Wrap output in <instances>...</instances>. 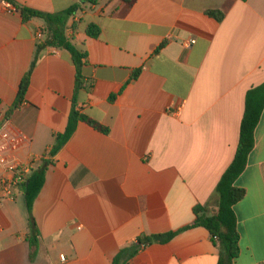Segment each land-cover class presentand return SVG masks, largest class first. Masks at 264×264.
Returning <instances> with one entry per match:
<instances>
[{
  "label": "crops",
  "instance_id": "0c3cea01",
  "mask_svg": "<svg viewBox=\"0 0 264 264\" xmlns=\"http://www.w3.org/2000/svg\"><path fill=\"white\" fill-rule=\"evenodd\" d=\"M4 1L0 176L12 175L11 164L51 163L33 208L35 260L21 189L0 204L1 234L20 239L31 264H112L141 237L177 232L142 247L128 264H217L210 232L188 226L197 206L217 212L214 192L237 151L246 93L264 82V0H13L48 13L75 6L67 35L86 58L77 87L69 51L40 52L25 102L9 118L45 23L24 22ZM208 10L225 17L218 21ZM92 23L100 27L97 38L86 33ZM73 109L109 131L80 120L51 156ZM235 186L245 196L234 205V264H264V109Z\"/></svg>",
  "mask_w": 264,
  "mask_h": 264
},
{
  "label": "trees",
  "instance_id": "16d2710c",
  "mask_svg": "<svg viewBox=\"0 0 264 264\" xmlns=\"http://www.w3.org/2000/svg\"><path fill=\"white\" fill-rule=\"evenodd\" d=\"M7 1H9L13 7L20 12L24 22H28L33 18H41L45 23V39L39 40L37 43V49L31 67L22 79L17 99L7 114V118H9L10 113L19 108L25 102V96L30 85L31 73L39 60L40 52L48 47L69 51L77 68V87H80V70L83 65V60L86 58V51L77 47L73 43V40L67 35L68 22L76 10L75 6L65 11L48 13L18 5L13 0ZM90 1L95 3L97 0ZM124 1L131 5L136 0ZM207 13L218 21H222L225 17V14L219 10H208ZM73 29H76V25H73ZM86 33L90 37L97 38L100 34V27L97 24L92 23L86 28ZM138 73V71L133 73L132 78H136ZM113 98L114 96L111 97V99ZM263 109L264 82L258 86L250 88L246 93L245 110L240 126L237 151L233 161L220 178L214 192L215 195L218 196L217 212L214 215H207L204 213V208L202 206H197L195 208L197 219L191 226H188H203L210 232L213 241L216 243L219 250L217 264H234L235 259L240 254V234L237 217L234 212V205L244 198L245 190L236 187L235 181L244 171L247 165L248 156L254 148L255 129L260 121ZM80 120L86 121L104 133H108L109 131L107 127L81 115L77 109H73L65 132L63 134H58L56 137V143L51 151V156H54L68 141ZM50 163V161L44 158L41 159L36 167L32 168L31 174L26 182L20 186L25 197L28 214L29 232L26 235V241L29 244V259L31 261L35 260L40 244V233L34 218L33 208L35 200L45 184L46 173ZM176 233L177 232H169L167 234L141 237L138 239V244L121 249L112 264H128L131 258H133L142 247H146L154 242L166 243L174 237Z\"/></svg>",
  "mask_w": 264,
  "mask_h": 264
},
{
  "label": "built area",
  "instance_id": "2783aa9c",
  "mask_svg": "<svg viewBox=\"0 0 264 264\" xmlns=\"http://www.w3.org/2000/svg\"><path fill=\"white\" fill-rule=\"evenodd\" d=\"M5 5H8L6 1L1 0ZM45 35L43 31L38 33V38H42ZM193 42V40H192ZM33 166L22 165V164H11L8 166V171L12 174L11 176L1 175L0 176V204L8 201L15 200L16 191L20 189V186L26 182L29 178ZM3 230L2 225L0 224V232ZM61 261L65 262L66 258L64 255H61ZM2 264V263H0Z\"/></svg>",
  "mask_w": 264,
  "mask_h": 264
},
{
  "label": "rangeland",
  "instance_id": "374dc122",
  "mask_svg": "<svg viewBox=\"0 0 264 264\" xmlns=\"http://www.w3.org/2000/svg\"><path fill=\"white\" fill-rule=\"evenodd\" d=\"M0 232V263L2 264H31L23 244L18 243L16 236Z\"/></svg>",
  "mask_w": 264,
  "mask_h": 264
}]
</instances>
